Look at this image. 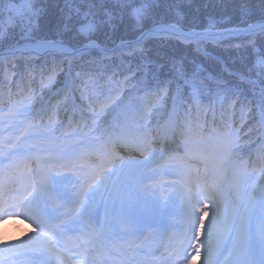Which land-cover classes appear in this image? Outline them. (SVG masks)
Segmentation results:
<instances>
[{
	"label": "snow or ice",
	"instance_id": "obj_1",
	"mask_svg": "<svg viewBox=\"0 0 264 264\" xmlns=\"http://www.w3.org/2000/svg\"><path fill=\"white\" fill-rule=\"evenodd\" d=\"M38 3L43 0H0V42L12 40L19 30L6 58H63L65 98L83 104L97 119L124 104L125 87L144 91L152 100L147 106L130 104L131 118L126 113L100 136H94L99 128L80 129V151L71 155L57 147L61 142L51 117L47 122L43 116L28 119L33 109L22 104L15 110L10 106L7 114L0 110V121L5 115L20 120L18 132L0 136V156L10 160L0 166V224L23 216L35 225L31 235L18 241L6 243L0 236V264H16L23 256L31 257L33 264H180L182 259L197 264L201 249L202 264H264V153L255 161L236 158L233 163L241 135L251 137L264 129V0L258 5L239 0L236 16H209L200 26L190 25L179 11L171 16L158 13L157 0H62L48 21L51 36L40 34L47 7ZM122 27L133 38L122 39L114 48L102 46L101 34ZM167 43L206 59L211 58L208 46L235 49L243 67L216 75L195 57L173 55L161 62L158 50L160 59L150 55L153 45ZM93 52L139 56L140 62L135 69L129 67L123 81L113 71L106 92L98 79L89 77L91 94L85 96L81 73H73L72 65ZM55 67H41V78L47 75L49 86L55 84ZM76 91L81 93L78 100ZM93 101L99 102L100 112L91 108ZM206 132L222 142L211 180L201 151ZM62 135L71 138L67 132ZM121 147L144 159L118 156L115 150ZM14 157L23 164L12 163ZM226 167L231 174L218 181ZM161 170L174 174L182 186V199L188 215L196 217V227L190 225L191 235L168 236L150 245L138 225L167 207L149 199ZM61 171H73L79 188L74 214L63 218L55 211L57 198H65L55 187ZM225 184L227 195L222 191ZM197 205H202V215H196ZM118 217H127L120 227L115 224ZM68 233L75 234L72 255L61 242ZM193 240L198 246L189 260L187 248Z\"/></svg>",
	"mask_w": 264,
	"mask_h": 264
},
{
	"label": "trees",
	"instance_id": "obj_2",
	"mask_svg": "<svg viewBox=\"0 0 264 264\" xmlns=\"http://www.w3.org/2000/svg\"><path fill=\"white\" fill-rule=\"evenodd\" d=\"M254 5L259 4V0H250ZM239 0H157L156 11L158 13H167L169 16L174 15L179 11L183 13L190 25L200 26L207 23L209 16L216 18L220 17H234L238 14ZM62 5V0H43V3H38L37 7H47V16L41 20L42 31L41 35H52L49 30L48 21L53 19L57 11V7ZM258 12L259 9L257 8ZM133 33L126 27L117 29L115 32L108 30V35L101 34L99 36V42L102 46L114 48L120 43L122 39L133 38ZM19 39V30H16L15 37L12 40H5L0 42V53L6 52L9 43L15 44ZM23 43L24 41H19ZM153 51L150 55L153 58L156 57V51L158 50L162 54L161 62L167 59L169 56H187L189 58L195 57L197 60L203 62L209 71L216 75L227 76L226 69L233 71H239L243 67V61L241 59V53L235 49L217 48L208 46V51L211 58L206 59L199 54L193 52L190 49L183 48L180 45L174 43L167 44H155L152 46ZM219 58V60H217ZM45 60L48 62L45 65ZM140 62L139 56L129 55H97L95 52L89 57H86L83 61L77 59L73 62V73L80 72L83 84L81 88L85 93V96L90 95L89 88L91 87L89 77L99 80L100 88L105 92L110 86L109 79L113 71L120 73L116 77L117 80L123 81L124 75L127 74L129 67L135 69L136 65ZM55 63L56 67L54 71L55 84L54 86L48 85L47 75L41 78V67H51ZM14 65V66H13ZM67 65L64 64L63 58L60 57H41L40 59H33L30 57L16 56L15 58L4 57L0 58V110L2 113L7 114L9 107L19 106L31 107L33 111L28 114L27 118L32 119L34 117L43 116L44 121L47 122L51 117L54 125L57 128V137L61 139L63 137V131H70L74 129V132L79 139L78 132L80 129H96L94 136H100L102 132L116 120H123L127 113L131 118V113L128 112V106L144 105L147 106L152 97L146 94L144 91H133L130 87L124 89V104L117 108L114 112H105L97 119L93 112L89 108H85L83 104L73 103L68 101L64 95V85L67 82V77L64 75ZM7 77V79H5ZM103 77V78H101ZM115 87V84H111ZM131 92V97L128 93ZM81 93L76 91L74 93V99L80 97ZM209 101L206 98L204 103ZM91 108L100 112V104L98 101L91 103ZM71 114V121L68 126H65L66 117ZM81 114V115H80ZM37 122L39 120L37 119ZM20 127V120H9L5 115L4 120L0 121V136H6L12 132H18ZM209 127L211 128V120H209ZM247 131V127L244 129ZM206 140L217 139V147L213 151V163L221 156L222 142L219 138L209 137V134L205 133ZM260 141L258 146L259 156L264 153V129L251 137L241 135L239 139V146L235 149L236 157H234L233 163L236 162V158H242L246 160V152L248 149L254 146V143ZM210 145V143H208ZM252 157V156H251ZM250 157V158H251ZM227 172V167L223 169ZM228 176L231 174L228 170Z\"/></svg>",
	"mask_w": 264,
	"mask_h": 264
},
{
	"label": "bare ground",
	"instance_id": "obj_3",
	"mask_svg": "<svg viewBox=\"0 0 264 264\" xmlns=\"http://www.w3.org/2000/svg\"><path fill=\"white\" fill-rule=\"evenodd\" d=\"M62 196L65 197V194L63 192H60ZM59 198L56 200L55 204V211L57 216L64 217L66 214H69V209L64 208L63 206H59ZM64 201H67L66 198H64ZM163 203V201L161 202ZM160 203V204H161ZM167 205V204H166ZM162 217L164 220V223H162L159 219ZM127 219V217L120 218L118 217L115 221L116 227H120L123 221ZM189 218L186 215L183 214H173L171 212V207L164 208L161 216L158 214L155 218L148 219L146 221L141 222L138 225V228L141 233V238L146 236V237H151L154 236L155 240L152 241L151 245H158L160 241L166 237V240L168 236H173L174 238H180V236L184 233H187L188 235L192 234L191 230L188 232L183 228V224L187 226V220ZM190 227V225H188ZM191 228H193L191 226ZM194 229V228H193ZM175 230V231H174ZM110 231H115V229H110ZM149 242V241H148ZM16 264H33L32 259H18Z\"/></svg>",
	"mask_w": 264,
	"mask_h": 264
},
{
	"label": "rangeland",
	"instance_id": "obj_4",
	"mask_svg": "<svg viewBox=\"0 0 264 264\" xmlns=\"http://www.w3.org/2000/svg\"><path fill=\"white\" fill-rule=\"evenodd\" d=\"M3 163H1L0 166H2V164H4V166H7V162L6 160H2ZM9 164V163H8ZM66 171H61L60 175H61V179L59 181V183L57 182L55 187L57 190L63 191L65 194L71 191L72 193H74V191L76 190V187L74 185H72V183L69 182L70 179H72V175L69 174H64ZM214 172V170H213ZM213 172L207 174L209 177V180L212 179L213 177ZM67 173V172H66ZM167 174H172V173H165V171L161 170L159 175L156 177V183H159L165 175ZM102 175V174H101ZM65 179V180H64ZM161 188V187H160ZM174 188H177V184H175ZM157 190L154 193L149 194V199L154 201L155 203H159L157 200V196L158 194L162 191V193L166 192L167 189L163 188V189H159V186L156 188ZM174 192V190H173ZM67 196V195H66ZM216 198L219 199L218 195L216 194ZM61 200H59V204H61ZM166 200L169 201L170 200V196H166ZM72 201L74 202L75 200L72 199ZM68 203V202H67ZM73 212H75V207L74 205L71 206ZM186 205L183 204V208H185ZM196 215L197 212H196ZM210 215V214H209ZM192 218V220H195L196 217L195 216H190ZM23 218H20V224L15 226V225H11V223L6 222V223H2L0 224V234H2L4 237V242H14V241H18L22 238H26L28 235H31L30 229H32V225H30V223H27L25 221H23ZM208 220V217H205V224ZM29 231V232H28ZM202 238V237H201ZM202 260H203V252H201V259L197 261V264H202Z\"/></svg>",
	"mask_w": 264,
	"mask_h": 264
},
{
	"label": "water",
	"instance_id": "obj_5",
	"mask_svg": "<svg viewBox=\"0 0 264 264\" xmlns=\"http://www.w3.org/2000/svg\"><path fill=\"white\" fill-rule=\"evenodd\" d=\"M5 56H6V52L0 54V57H5Z\"/></svg>",
	"mask_w": 264,
	"mask_h": 264
}]
</instances>
